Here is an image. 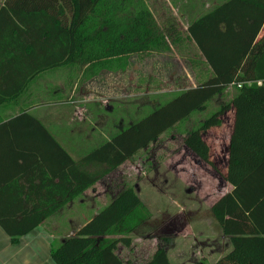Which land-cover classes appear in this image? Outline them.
<instances>
[{
	"label": "trees",
	"instance_id": "1",
	"mask_svg": "<svg viewBox=\"0 0 264 264\" xmlns=\"http://www.w3.org/2000/svg\"><path fill=\"white\" fill-rule=\"evenodd\" d=\"M71 2L70 26L63 13L59 19L46 12L2 8L0 37L17 42L11 46L15 64L8 67L29 70V81L43 71L80 64L82 76L90 80L107 70H122L131 54L170 50L177 42L168 43L142 0ZM188 31L214 74L123 127L80 161L39 121L26 113L19 116L34 122L54 148L53 159L49 152L23 158L24 173L42 170L38 184L27 179L22 185L18 172L0 180V226L13 244L233 86L230 105L186 135L185 144L209 162L202 132L219 126L220 115L234 110L226 176L232 190L211 208L230 237L231 250L213 264H264V0H224L190 23ZM24 51L25 56H17ZM89 166L104 167L90 171ZM151 216L135 186L128 185L74 235L59 245L53 242L51 257L55 264H128L117 253L119 245L130 247L132 235ZM145 264L172 263L167 249L158 247Z\"/></svg>",
	"mask_w": 264,
	"mask_h": 264
},
{
	"label": "rangeland",
	"instance_id": "2",
	"mask_svg": "<svg viewBox=\"0 0 264 264\" xmlns=\"http://www.w3.org/2000/svg\"><path fill=\"white\" fill-rule=\"evenodd\" d=\"M142 1L168 43L172 44L176 39L170 50L152 49L131 54L122 70H107L90 80L82 76L84 67L80 64L54 72L53 81H66L69 77L77 82L74 105L84 108L91 102L95 107L108 106L102 108V116L97 121L103 129L98 128V133L93 128L101 143L106 142L110 134L114 136L174 95L196 87L213 71L207 59L205 61L200 54L188 27L224 0ZM235 94L236 89L230 86L215 96L204 109L164 133L99 181L95 193L105 192V196L99 195L104 198H99L92 205L86 194L83 201L77 199L72 206L57 213L47 222L46 228L57 234L71 230L74 235L124 187L134 185L152 216L132 235L130 247L119 245L117 253L120 257L129 264H145L158 247H164L172 264H193L202 260L206 255L203 252L205 248L217 247L211 239L213 236H208L217 229L211 206L232 190L226 176L234 110L220 115L222 123L219 126L202 132V138L210 149L209 162L201 161L193 154L185 144V137L199 128L211 114L230 105ZM84 114L87 115V111L84 110ZM103 167L89 166L88 170L96 171ZM60 242L57 240V245Z\"/></svg>",
	"mask_w": 264,
	"mask_h": 264
},
{
	"label": "crops",
	"instance_id": "3",
	"mask_svg": "<svg viewBox=\"0 0 264 264\" xmlns=\"http://www.w3.org/2000/svg\"><path fill=\"white\" fill-rule=\"evenodd\" d=\"M2 8L16 9L26 14L46 12L59 19H61L60 14L63 13L66 26H70V18L74 13L71 0H0V11ZM13 43L17 42L0 37V180L18 172L17 176L22 177L20 182L22 185L26 184L27 179L34 180V184H38L39 180H35L38 171L42 170H29L28 173L27 171L24 173V168L21 167L24 163L23 158H27V156L40 158L42 154L49 152L48 154L53 159L52 150L54 147L38 130L34 122L28 118H19V116L26 113L39 121L51 133L56 142L75 161H78L87 155L84 153L86 150L102 144L96 131L98 128H103L97 121L102 116L100 114L103 111L102 108L106 109L108 106L98 104L99 106L95 107L91 102H88L89 104L83 108L73 104V97L78 88L77 82L69 77L66 81L52 80L56 70L69 69V66L43 71L28 81L29 70L11 69L7 66L14 63L11 61ZM25 54L26 51L18 53L17 56H25ZM200 54L206 61L201 50ZM212 73L213 71L210 76L213 75ZM52 84L53 86H51ZM84 110L87 111V115L84 114ZM93 128L97 130L95 131ZM112 136L110 134L108 140ZM7 161L11 168H6ZM98 184L99 182L78 199L83 201L85 199L83 197L87 194V198L93 201L90 203L95 205L99 198H104L99 195H106L105 192L95 193ZM76 200L63 209L72 206ZM214 204L215 202L212 206ZM56 214L23 236L17 244L11 242L9 235L0 226V264H55L51 257L52 243L57 240L63 241L72 235L71 230L57 234L56 231H49L46 228L47 222ZM94 214L96 215V213ZM215 221L217 229L208 233V236H213L211 239L217 244V247L205 248L203 252L206 255L201 258L209 264L217 262L231 250L230 237L223 233L220 224L216 219ZM207 255L209 256L207 257ZM198 261L201 260H196L193 264Z\"/></svg>",
	"mask_w": 264,
	"mask_h": 264
},
{
	"label": "flooded vegetation",
	"instance_id": "4",
	"mask_svg": "<svg viewBox=\"0 0 264 264\" xmlns=\"http://www.w3.org/2000/svg\"><path fill=\"white\" fill-rule=\"evenodd\" d=\"M191 150V149H190ZM192 151V150H191ZM193 152V151H192ZM193 154H195L194 152H193ZM196 155V154H195ZM197 156V155H196ZM198 157V156H197ZM199 158V157H198ZM200 159V158H199ZM201 161H202V159H200Z\"/></svg>",
	"mask_w": 264,
	"mask_h": 264
}]
</instances>
